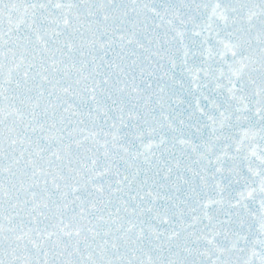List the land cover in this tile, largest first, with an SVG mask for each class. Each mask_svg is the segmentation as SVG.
Returning <instances> with one entry per match:
<instances>
[{
	"label": "snow or ice",
	"instance_id": "6c2138e0",
	"mask_svg": "<svg viewBox=\"0 0 264 264\" xmlns=\"http://www.w3.org/2000/svg\"><path fill=\"white\" fill-rule=\"evenodd\" d=\"M0 264H264V0H0Z\"/></svg>",
	"mask_w": 264,
	"mask_h": 264
}]
</instances>
